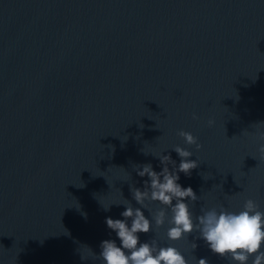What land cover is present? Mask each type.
Segmentation results:
<instances>
[{
    "label": "water",
    "instance_id": "obj_1",
    "mask_svg": "<svg viewBox=\"0 0 264 264\" xmlns=\"http://www.w3.org/2000/svg\"><path fill=\"white\" fill-rule=\"evenodd\" d=\"M260 123L264 0H0V264H104L106 218L140 208L138 165L178 166L177 146L198 163L178 181L194 224L248 199L264 212ZM145 204L141 243L233 264L198 231L169 240L170 210L158 228Z\"/></svg>",
    "mask_w": 264,
    "mask_h": 264
},
{
    "label": "clouds",
    "instance_id": "obj_2",
    "mask_svg": "<svg viewBox=\"0 0 264 264\" xmlns=\"http://www.w3.org/2000/svg\"><path fill=\"white\" fill-rule=\"evenodd\" d=\"M193 118L197 117L194 115ZM213 125L214 121L209 120L208 126ZM178 135L188 146H195L197 151L201 149L202 145L190 132L179 131ZM257 136L259 140L264 141V132L258 131ZM173 151L180 157L178 166L170 155L163 154L154 156L159 159L162 167L159 173L153 170L150 163L138 165L137 175L148 178L143 190L131 189L133 199L140 208H133L129 204L121 213L122 220L106 218V225L116 233L120 246L114 240H105L100 245L99 256L92 252L93 256L104 264H187L185 257L175 247H159L155 243L140 242L138 234H147L152 230V221L141 211V208L146 207L147 201L163 206L152 217L158 228L165 224L166 210H170L171 219L168 223L171 226L167 231L169 240L178 241L198 231V238L206 242L212 253L230 257L233 264H248L250 258L251 264H264V251L261 250L264 248V212L259 209V205L248 199L239 212H230L223 207L219 211L215 208L202 210V214L196 217L197 223L194 224L193 213L185 201L195 202L197 196L191 187L184 188L178 181L179 173L190 176L192 170L198 167V163L190 159L193 153L185 148L177 146ZM258 152L261 158H264V144L260 145ZM110 207H104L105 211ZM196 247L194 243L193 250ZM198 264H208V261L202 258L198 260Z\"/></svg>",
    "mask_w": 264,
    "mask_h": 264
}]
</instances>
